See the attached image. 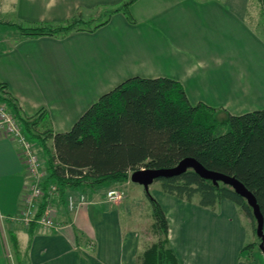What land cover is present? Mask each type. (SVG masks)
<instances>
[{
  "label": "crops",
  "instance_id": "obj_1",
  "mask_svg": "<svg viewBox=\"0 0 264 264\" xmlns=\"http://www.w3.org/2000/svg\"><path fill=\"white\" fill-rule=\"evenodd\" d=\"M122 1L0 0V81L8 84L23 115L31 116L40 108H46L54 131H67L103 93L136 75L175 78L183 84L192 103L209 101L205 96L224 86L226 76L230 93L224 96L225 103L219 104L235 114L234 59L242 58L247 64V51L259 45L255 33H234V19L232 15L228 17L223 8L228 4H219L210 14L211 29H205L194 18L191 0H157L154 8L145 12V17H157V21L149 25L150 33H143L141 24L128 22L122 13L114 16H119V27L134 29V33L118 34V26L108 31L111 23L93 32L72 31L63 38L9 31L14 28L13 18L27 22L65 21L78 10L84 15L85 11L91 13L101 5ZM204 1L199 4H215L217 0ZM162 17L165 24L159 22ZM97 33H102L101 39L94 38ZM261 44L264 42L260 41L262 49ZM223 62L230 63V67L224 68ZM49 143L53 146L52 141ZM30 182L20 147L9 136L0 135V217L6 215L7 218L0 221V233L2 235V228H7L10 237L16 235L20 252L11 256V264H18L17 256L25 264H145L146 252L160 239L154 212L148 220L144 221L140 215L132 223L120 217L118 207L124 199L115 203L106 200L109 189L123 188L130 180L88 196L84 193L88 202L74 211L68 208L67 197L70 193H80L69 190L65 196L56 194L53 203L60 222L58 229L14 222L9 217L21 211ZM178 199L184 203L189 200L206 211L214 207L208 212L213 215L215 229L219 230L222 224L224 226V216L223 211L216 213V206L223 207L222 203L228 200L255 232L251 216L230 199L214 205L202 204L201 198L192 202L186 194L179 195ZM99 207L102 211L95 210ZM93 211L99 215L94 221ZM218 214L219 217H214ZM166 215L170 226L168 247L176 254L178 264H187L176 249L174 230L167 212ZM243 247L234 242L232 260L235 264H245L239 255ZM0 264H9L3 254H0ZM204 264L212 263L207 260Z\"/></svg>",
  "mask_w": 264,
  "mask_h": 264
},
{
  "label": "trees",
  "instance_id": "obj_2",
  "mask_svg": "<svg viewBox=\"0 0 264 264\" xmlns=\"http://www.w3.org/2000/svg\"><path fill=\"white\" fill-rule=\"evenodd\" d=\"M135 1L121 2L111 14L128 11ZM260 1L264 16V0ZM108 21L89 28L84 27L80 18L57 26H16L25 35L63 38L76 30L95 31ZM0 102L13 112L42 161L44 196L38 215L49 202L53 185H57V192L62 196L69 190L88 196L131 180L136 170L172 168L192 157L210 170L236 177L254 194L263 216L264 236V108L241 114L225 110L227 117L218 121L216 108L202 101L192 103L179 80L139 75L103 93L64 132L54 131L46 108H40L31 116L23 115L18 100L2 81ZM157 180L163 182V190L168 193L186 194L189 199L199 193L204 205L232 200L251 216L257 233L253 208L231 185L222 181L215 184L193 168ZM147 193L161 236L146 252L145 264H178L176 254L168 247L170 226L166 211L161 202ZM260 239L264 242V238ZM11 241L14 254L19 255L16 235H11ZM255 243L245 246L244 250L254 247ZM17 257L18 264H25Z\"/></svg>",
  "mask_w": 264,
  "mask_h": 264
},
{
  "label": "rangeland",
  "instance_id": "obj_3",
  "mask_svg": "<svg viewBox=\"0 0 264 264\" xmlns=\"http://www.w3.org/2000/svg\"><path fill=\"white\" fill-rule=\"evenodd\" d=\"M156 1L157 0H140L136 6L131 7L134 3L129 6L128 11H119L113 15L111 14L112 10L121 2L101 5L96 7L91 13L85 11L84 15L81 14V10H78L75 15L65 21L27 22L23 19L13 18L11 20L15 23V26L13 30L10 29L9 31L10 33L16 34L23 33L18 26L24 28H32L42 24L57 26L67 24L71 22L73 18H80L84 21L83 25L86 28L94 27L109 19L106 23H111L108 31L118 26V34L134 33V29L125 30L119 27V16L115 18L114 16L122 13L128 22L141 24V31L143 33H150V31L148 32L149 25H152V22H156L157 17H145V12L147 9H153ZM199 2L204 3L205 1L191 0V11L195 14L194 18L199 21L201 26L205 29H211L208 18L217 6L219 4L222 6L228 4L227 6H223V8L225 7V12L228 17L232 15V19H234V33H255L257 35L256 43L260 46V41L264 42V16L260 0H217L215 4L210 5L199 4ZM159 22L165 24L163 17ZM16 24L18 26H16ZM207 33L209 32L207 31ZM211 33L215 32L211 30ZM101 37L102 33H97L94 38L101 39ZM261 45L262 49L256 46L255 49L247 51L249 57L247 64L242 61V58H239L240 61L234 59L235 114L264 108V44ZM242 54L244 55L246 52L242 51ZM227 66L230 67V63L223 62V67L226 68ZM224 79L226 84L218 87V90L212 92V94L210 93V95L205 96L209 101L204 102L216 108L215 117L218 121H223V119L227 117L224 107L219 104L220 102L225 103L223 98L230 93L229 81L226 79V76ZM222 129L224 131L226 130L225 127H222ZM121 189L124 190L125 196L123 198L124 200L122 199V205L118 207L120 210V217H124L126 221L132 223L136 222V216L139 217L140 215L143 217L144 221L148 220L153 214V204L145 187L130 180V182L124 184ZM149 192L161 202L165 211L168 213L169 219L171 220L170 224L174 230L173 234L176 249L181 253V257L186 260L187 264H204L207 260L212 264H231L232 261L233 264H235L234 260H232L234 257V242L243 244L244 247L256 242L254 247L245 250L243 247L239 255H241V260L242 262L244 261L243 263L245 264H264V248L260 239L261 235L258 232H254L253 229L251 230L250 224L248 226L245 224L243 221V214H239L237 211L235 212V205L232 204V202L226 200V202L222 203L225 204L223 207L219 204L216 206V213L223 211L224 216L222 218L224 226L222 224V229L219 230V228L215 229L213 215L208 212L213 211L215 209L214 207H209L207 208L208 211H206L205 208L198 209L196 207L197 204L190 203L189 200H185L186 203L179 201L178 194L168 193V195L166 191L163 190V182L161 180H155L150 185ZM194 196L196 197H193L191 201L197 202L200 197L198 194ZM106 206L109 207L111 205ZM95 210L100 211L101 207ZM95 214L97 213L93 211V221L95 219L97 220L99 217L98 214ZM219 216V214L214 215V217ZM199 217H201L200 220ZM5 220H7L6 215L0 217V221ZM1 232L0 254L5 255L7 261L11 264V256L14 255L11 237L7 228H2Z\"/></svg>",
  "mask_w": 264,
  "mask_h": 264
},
{
  "label": "built area",
  "instance_id": "obj_4",
  "mask_svg": "<svg viewBox=\"0 0 264 264\" xmlns=\"http://www.w3.org/2000/svg\"><path fill=\"white\" fill-rule=\"evenodd\" d=\"M0 135L9 136L20 147L21 156L26 169L31 177V182L26 194L23 197L22 209L19 213L11 215L9 219L15 222L30 226L35 223L48 229H58L60 222L56 219L55 207L53 203L57 192V185H53L49 191V202L38 215L39 204L44 196L42 161L34 148V144L25 136L21 125L13 112L0 102ZM125 196L121 188H111L106 192V200L119 202ZM68 208L70 211L77 210L80 206L87 203L84 193L76 195L68 194Z\"/></svg>",
  "mask_w": 264,
  "mask_h": 264
},
{
  "label": "water",
  "instance_id": "obj_5",
  "mask_svg": "<svg viewBox=\"0 0 264 264\" xmlns=\"http://www.w3.org/2000/svg\"><path fill=\"white\" fill-rule=\"evenodd\" d=\"M188 168H193L200 176L204 178L212 179L215 184H218L220 181H222L225 184L231 185L237 193L244 196L247 199L249 205H251V207L253 208L254 215L257 218V232L261 235L262 239L264 238L262 231L263 216L254 194L250 190H248L245 185L236 177L210 170L195 158L187 157L183 159L178 165L172 168L136 170L131 174V180L143 185L145 189L149 191L150 185L155 180L162 177H173L180 175L184 173ZM262 244H264V242H262Z\"/></svg>",
  "mask_w": 264,
  "mask_h": 264
}]
</instances>
